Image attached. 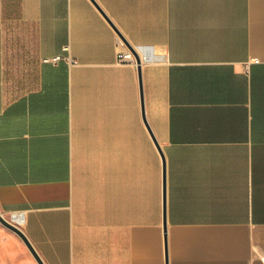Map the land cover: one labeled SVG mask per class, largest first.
Returning a JSON list of instances; mask_svg holds the SVG:
<instances>
[{"label": "crops", "instance_id": "crops-1", "mask_svg": "<svg viewBox=\"0 0 264 264\" xmlns=\"http://www.w3.org/2000/svg\"><path fill=\"white\" fill-rule=\"evenodd\" d=\"M0 213L44 264H264V0H0Z\"/></svg>", "mask_w": 264, "mask_h": 264}, {"label": "water", "instance_id": "water-1", "mask_svg": "<svg viewBox=\"0 0 264 264\" xmlns=\"http://www.w3.org/2000/svg\"><path fill=\"white\" fill-rule=\"evenodd\" d=\"M108 21H109V19H108ZM112 26L114 27L113 24H112ZM114 29L116 30L118 36L123 41V43L133 53V55H134V57L136 59V62L138 64L140 84H141V89H142L141 60L139 58V55L136 52V50L127 43V41L124 39V37L121 35V33L115 27H114ZM142 103H143V100H142ZM158 149H159L160 154H161V157L163 159V167H164V177H163V188H164V231L166 232V215H165V211H166V197H165L166 196L165 195V193H166L165 159H164V155H163L161 149L159 147H158ZM0 224H2L5 228H7L10 231H12L13 233H15L24 242V244L26 245V247L28 248V250L30 251V253L32 254V256L34 257V259L37 261L38 264H44L43 261L41 260V258L39 257V255L37 254L36 250L34 249V247L31 245L30 241L26 237V235L20 229V227H18L17 225H15L14 223H12L11 221H8L7 219H5L4 216L1 213H0Z\"/></svg>", "mask_w": 264, "mask_h": 264}, {"label": "built area", "instance_id": "built-area-1", "mask_svg": "<svg viewBox=\"0 0 264 264\" xmlns=\"http://www.w3.org/2000/svg\"><path fill=\"white\" fill-rule=\"evenodd\" d=\"M119 44L125 49L122 50L118 53V63L120 64H132L135 63V57L133 55V53L128 50L125 46V44L123 43V41L119 40ZM55 62L61 61V60H65L67 63L71 64V65H78L77 61L72 60L70 57L67 58H61V57H56L55 59H53ZM49 61V60H46ZM23 216L20 215L19 217L17 216H13L12 220L16 222L15 225H17V223H21ZM13 223V222H12ZM18 226V225H17Z\"/></svg>", "mask_w": 264, "mask_h": 264}, {"label": "rangeland", "instance_id": "rangeland-1", "mask_svg": "<svg viewBox=\"0 0 264 264\" xmlns=\"http://www.w3.org/2000/svg\"><path fill=\"white\" fill-rule=\"evenodd\" d=\"M0 228H4V226L2 225V224H0ZM2 236V235H1ZM0 245H1V242H0ZM14 251H15V249H13ZM19 255V254H18ZM15 257H21L22 258V260L24 259L21 255H19V256H14V254H12V256L11 257H9L11 260H13V259H15ZM1 261H5V260H7V258L5 257V256H3V258L2 259H0Z\"/></svg>", "mask_w": 264, "mask_h": 264}]
</instances>
